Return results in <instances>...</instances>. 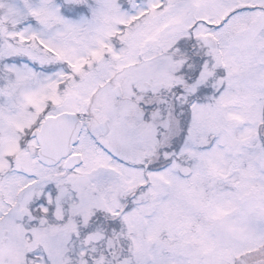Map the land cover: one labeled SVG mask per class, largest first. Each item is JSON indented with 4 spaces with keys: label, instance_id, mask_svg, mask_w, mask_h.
Returning <instances> with one entry per match:
<instances>
[{
    "label": "snow or ice",
    "instance_id": "snow-or-ice-1",
    "mask_svg": "<svg viewBox=\"0 0 264 264\" xmlns=\"http://www.w3.org/2000/svg\"><path fill=\"white\" fill-rule=\"evenodd\" d=\"M0 264H264V0H0Z\"/></svg>",
    "mask_w": 264,
    "mask_h": 264
}]
</instances>
